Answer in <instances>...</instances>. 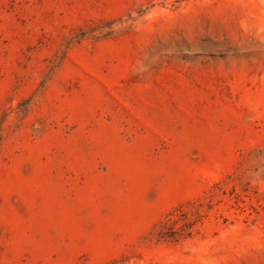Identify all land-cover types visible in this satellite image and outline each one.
Returning <instances> with one entry per match:
<instances>
[{
  "label": "rangeland",
  "instance_id": "1",
  "mask_svg": "<svg viewBox=\"0 0 264 264\" xmlns=\"http://www.w3.org/2000/svg\"><path fill=\"white\" fill-rule=\"evenodd\" d=\"M0 264H264V0H0Z\"/></svg>",
  "mask_w": 264,
  "mask_h": 264
}]
</instances>
